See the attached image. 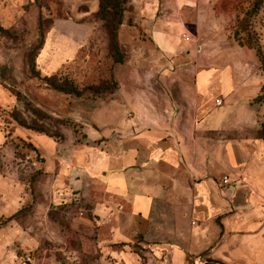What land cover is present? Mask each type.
Wrapping results in <instances>:
<instances>
[{"label":"crops","instance_id":"1","mask_svg":"<svg viewBox=\"0 0 264 264\" xmlns=\"http://www.w3.org/2000/svg\"><path fill=\"white\" fill-rule=\"evenodd\" d=\"M142 12L152 50L136 52L141 63L113 67L114 94L79 112L83 143L18 131L40 153L69 154V171L84 184L78 199L106 244L138 236L150 251L147 264H264V105L249 100L254 94L237 86L228 65L198 63L181 46L188 30L182 18L150 2ZM68 23L46 34L37 57L45 74L73 58L85 39ZM76 152L85 153L86 166L74 165ZM87 185L102 194L88 188L87 195ZM120 257L138 264L128 251Z\"/></svg>","mask_w":264,"mask_h":264},{"label":"rangeland","instance_id":"2","mask_svg":"<svg viewBox=\"0 0 264 264\" xmlns=\"http://www.w3.org/2000/svg\"><path fill=\"white\" fill-rule=\"evenodd\" d=\"M175 1H122L115 56L111 37L95 16L98 0H0V264H125L119 258L126 251L138 256V264H147L150 251L138 236L106 244V233H99L95 216L78 199L84 184L76 183L74 168L69 171V154L62 148L40 153L18 129L43 133L15 120L60 134L52 138L57 142L69 134L83 143L79 112H92L97 98L114 94L113 67L141 63L143 55L136 52L152 50L140 26L147 3L159 5L178 23L179 18L185 21L188 30L182 39L187 42L181 46L198 55V63L216 59L219 66L228 65L237 86L254 94L249 100L264 105V0H183L179 6ZM63 23L85 39L51 78L41 71L37 57L46 34ZM64 78L80 86L81 97L51 86ZM99 83L97 91L86 89ZM86 160L85 153L76 152L73 163L86 166ZM98 187L87 185V195L88 188L101 195Z\"/></svg>","mask_w":264,"mask_h":264},{"label":"trees","instance_id":"3","mask_svg":"<svg viewBox=\"0 0 264 264\" xmlns=\"http://www.w3.org/2000/svg\"><path fill=\"white\" fill-rule=\"evenodd\" d=\"M122 1L124 0H98V11L95 13V16H97L103 23V26L105 27L106 31L108 32L109 36L111 37L110 44H111V49L113 50V54L116 56H119L118 54V47H117V42H116V28L119 26L123 25L122 22ZM45 41V40H44ZM43 41V44H44ZM42 44V46H43ZM41 46V48H42ZM40 48V50H41ZM117 63H120V59L117 60ZM51 78L53 76H57V73L49 75ZM52 81L51 86L57 90L58 92H61L63 94H68V95H74L75 97H81L82 95V90L80 89V86L75 84L73 81L63 79L62 82L60 83H53ZM100 85L97 84L95 86H87V90H92V91H97L98 86ZM261 100L264 102V98L260 97ZM16 122L27 129H32L35 131L42 132L43 135L49 137V138H60V134H48L46 131H43L41 128H36L34 126H29L22 120L16 119ZM263 138H264V131H261ZM34 148V147H33ZM35 150V148H34Z\"/></svg>","mask_w":264,"mask_h":264},{"label":"built area","instance_id":"4","mask_svg":"<svg viewBox=\"0 0 264 264\" xmlns=\"http://www.w3.org/2000/svg\"><path fill=\"white\" fill-rule=\"evenodd\" d=\"M220 103H221L220 100H215V104L220 105ZM222 184H228V180H227V178H224V179L222 180Z\"/></svg>","mask_w":264,"mask_h":264}]
</instances>
